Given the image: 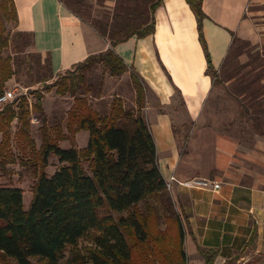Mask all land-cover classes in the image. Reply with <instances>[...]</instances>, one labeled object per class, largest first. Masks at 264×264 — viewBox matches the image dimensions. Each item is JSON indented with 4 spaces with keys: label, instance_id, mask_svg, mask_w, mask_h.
Wrapping results in <instances>:
<instances>
[{
    "label": "trees",
    "instance_id": "obj_1",
    "mask_svg": "<svg viewBox=\"0 0 264 264\" xmlns=\"http://www.w3.org/2000/svg\"><path fill=\"white\" fill-rule=\"evenodd\" d=\"M59 1L83 20L71 3ZM185 1L197 19L207 61L205 74L215 86L220 72L212 64L203 35L207 19L203 0ZM163 2L116 0L111 18L90 22L110 48L54 77L50 56L43 59L40 54L26 52L33 46V33L7 34V26L18 21L16 7L13 0H0V94L24 71L34 75L33 85L42 86L44 92L56 90L58 96L74 100L67 116V133L61 127H48L44 96L38 90L33 93L36 102L32 109L22 97L0 113V172L19 164L33 180L28 209L21 189L0 186V259L5 264H60L69 249L72 256L67 264H188L183 217L160 171L156 142L144 116L145 82L115 51L133 37L155 34V14ZM237 43L248 48L246 62L239 63L244 53L233 50ZM9 49L13 56H5ZM99 66L111 77L130 74L134 106L125 107L116 97L108 113L92 109L87 95L96 91L100 97L103 92L104 78L97 88L89 81ZM221 70L227 73L225 82L233 84L229 94L239 100L244 114L253 120L252 127L264 138V46H252L234 37ZM31 112L43 119L39 148L30 134ZM14 120L20 126L15 136L11 132ZM81 131L88 132L89 138L87 146L79 150L74 141ZM15 140L22 157L13 152ZM67 140L71 148L61 149L60 143ZM51 156L63 166L49 177L45 170ZM81 240L88 245L80 246ZM254 240L255 234L247 248L254 246ZM199 254L205 264H214L218 256L216 250L202 248Z\"/></svg>",
    "mask_w": 264,
    "mask_h": 264
},
{
    "label": "crops",
    "instance_id": "obj_2",
    "mask_svg": "<svg viewBox=\"0 0 264 264\" xmlns=\"http://www.w3.org/2000/svg\"><path fill=\"white\" fill-rule=\"evenodd\" d=\"M13 1L18 18L13 32L34 34L31 52L51 57L54 77L110 48L59 0ZM252 1L203 0V35L219 72L234 37L264 46V24L251 15ZM155 20L154 35L133 37L115 51L145 82L144 116L166 182L197 178L221 185L216 192L173 184L170 193L183 217L188 264H205L199 248L218 252L214 264L231 259L245 264L255 257L264 262V138L256 133L248 143L203 121L214 86L205 74L197 19L186 1L164 0ZM48 97L43 99L46 116ZM253 234L254 246L247 248Z\"/></svg>",
    "mask_w": 264,
    "mask_h": 264
},
{
    "label": "rangeland",
    "instance_id": "obj_3",
    "mask_svg": "<svg viewBox=\"0 0 264 264\" xmlns=\"http://www.w3.org/2000/svg\"><path fill=\"white\" fill-rule=\"evenodd\" d=\"M68 3H71L73 8L78 9L80 14L82 15V22L85 23L87 26L91 27L90 22L93 20L103 21L108 17L111 18L113 14V10L115 7L116 0H64ZM250 12L253 15L256 23L264 24V0H253L251 2ZM93 29V27H91ZM7 34L12 36L14 34L12 25L7 26ZM246 48L242 45V43H237L234 46L235 52L244 53L239 58V63L246 62L248 60V56L246 54ZM240 50V51H239ZM27 53L31 52V49L28 48L26 50ZM13 56L12 49H9L5 52V56ZM235 65V64H234ZM230 66V69H233V66ZM237 65V64H236ZM235 65V66H236ZM244 70L243 72H246ZM242 72V73H243ZM227 73L220 71V82H218L211 93V97L209 98L207 105L204 109V119L203 121L207 124L214 125L220 131H226L233 136L240 138L248 143H251V140L254 138V135L257 133L254 128L252 127V119L247 115L244 114V109H242L239 100L233 98L229 94V90L232 88L233 84L225 82ZM104 78V83L102 85V94L98 97L96 91H94L91 95H87L88 104L91 105L92 109L100 114L108 113L112 101L114 98L119 97L125 107H132L135 105V92L131 84L130 78L125 77H114L112 78L108 72H105L101 66L96 68L92 74H90L89 81L94 83L97 87H100V83ZM34 75L31 76L27 72H21L19 75V79L15 80L14 83L6 90H12L17 87L20 92H23V89H27L29 87L27 96L31 99L32 104L36 102L35 94L36 91H41L42 95L45 97L49 96L45 102L46 111L48 112L47 125L49 128H63V132L67 133L66 129V122L67 116L71 108L73 107L74 100L70 96L61 97L56 94V90H52L50 93H46L43 91L42 86L40 85H33ZM54 81V80H53ZM53 81L50 82L53 83ZM97 90V89H96ZM237 93V92H236ZM46 99V98H45ZM44 101H42L43 104ZM59 105H58V104ZM58 105V109L57 106ZM44 108V104H43ZM38 120V123L35 120ZM31 128L30 134L34 142L36 143L37 148L41 145V126L43 119L37 113L31 112ZM261 123L263 124L264 129V118H261ZM33 121V122H32ZM59 124V126L57 125ZM18 128H20L18 121L14 120L11 132L13 136L16 135ZM258 134V133H257ZM15 138V137H14ZM78 138V139H77ZM76 138L74 145L77 149L81 150L85 148L88 144L89 134L86 131H81ZM1 140V136H0ZM71 141H63L60 143L61 149L68 150L71 148ZM18 141H13L12 149L13 152L16 154L17 157H22V152L20 150L19 145L17 144ZM22 155V156H21ZM63 165L58 161L55 156H51L48 160V166L45 170L46 174L50 177L56 171H58ZM86 168V165H85ZM31 176V175H30ZM29 174L25 172V170L19 165H8L7 171L4 173L0 172V186H10L16 187L23 191V202L24 207L26 209L29 208V205L32 200V186L33 180L30 178ZM87 246L88 243L85 240L80 241V246ZM72 249H69L64 258L60 261V264H67L70 261L72 256ZM242 253L241 255H243ZM239 258V257H238ZM191 258H189L190 260ZM239 260V259H238ZM243 263V262H242ZM238 263L237 259L234 261L233 264H242ZM0 264H5L3 260L0 259ZM8 264H12L9 262ZM245 264H264L261 259L251 258L248 263Z\"/></svg>",
    "mask_w": 264,
    "mask_h": 264
},
{
    "label": "built area",
    "instance_id": "obj_4",
    "mask_svg": "<svg viewBox=\"0 0 264 264\" xmlns=\"http://www.w3.org/2000/svg\"><path fill=\"white\" fill-rule=\"evenodd\" d=\"M248 10V7L247 9ZM27 89H23V92H20L17 87L12 90H4L2 94H0V113L4 111L5 108L9 106L16 105L22 97H25L29 103V108L32 109L31 99L27 96ZM33 122V121H32ZM35 122L38 123L36 119ZM178 183V185L185 188H198V189H211L213 191L218 192L220 190L221 185L215 182L201 180V179H192L185 182H178L175 177H171L167 181V189L171 192L173 189V184Z\"/></svg>",
    "mask_w": 264,
    "mask_h": 264
}]
</instances>
